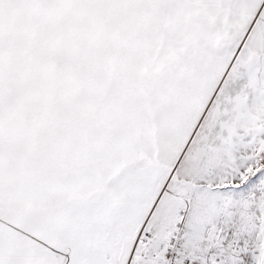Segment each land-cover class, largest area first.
<instances>
[{
	"label": "snow or ice",
	"instance_id": "6c2138e0",
	"mask_svg": "<svg viewBox=\"0 0 264 264\" xmlns=\"http://www.w3.org/2000/svg\"><path fill=\"white\" fill-rule=\"evenodd\" d=\"M0 264H264V0H0Z\"/></svg>",
	"mask_w": 264,
	"mask_h": 264
}]
</instances>
